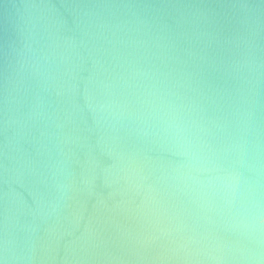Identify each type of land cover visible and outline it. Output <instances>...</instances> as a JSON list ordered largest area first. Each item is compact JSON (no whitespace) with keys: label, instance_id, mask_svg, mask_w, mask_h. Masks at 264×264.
<instances>
[{"label":"water","instance_id":"1","mask_svg":"<svg viewBox=\"0 0 264 264\" xmlns=\"http://www.w3.org/2000/svg\"><path fill=\"white\" fill-rule=\"evenodd\" d=\"M0 264H264V0H0Z\"/></svg>","mask_w":264,"mask_h":264}]
</instances>
